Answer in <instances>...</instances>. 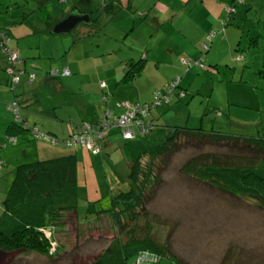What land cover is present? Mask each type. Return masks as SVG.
Masks as SVG:
<instances>
[{
	"label": "crops",
	"instance_id": "1",
	"mask_svg": "<svg viewBox=\"0 0 264 264\" xmlns=\"http://www.w3.org/2000/svg\"><path fill=\"white\" fill-rule=\"evenodd\" d=\"M46 1L40 0V3L43 4ZM71 1L72 6L66 8L67 16L71 13L90 14L91 20H94L95 24L84 30L88 32L87 34L83 31V34L87 36L83 40L89 39L88 44L82 46L80 52L66 61H58V58L68 50L67 41L69 42V40L67 38L45 36V34L67 16L59 15L58 19L54 20L42 19L35 25L31 22L18 23L14 19L6 20L0 17V26L9 31L11 35L10 47L18 52L20 60L16 63V70L21 73V82L14 88L10 87L8 76L10 64L0 52V131L4 134L6 132L5 139L8 135L7 127L13 123H18L28 130L22 134L16 133L15 142L12 143L14 145L18 144L20 137H22L23 142H29L30 139L33 141L37 158L31 163L62 158L72 154L77 155L81 151H87L85 149H73V151H70L71 153H65L61 149L63 146L34 138L36 132L58 140H66L67 136H58L65 132L62 123L72 114L79 113L87 121L80 123H75L74 120L69 121L70 123H67V130L70 131L69 135L72 133V127L84 122L97 121L106 108L115 110L117 114L120 113L121 110L116 108L117 102H129L130 104L153 103L156 93L164 90L168 84L177 78L181 79L177 93L183 92L184 96L178 97L176 95L170 104H164L172 110L174 118L172 123L162 124L160 121L163 112L168 111L166 108L157 110L156 113L152 111L151 121L155 125V130H152L148 136H138L136 139L125 141L119 133L111 135L112 137L110 136L103 144V151L95 157L109 155L112 144L119 143L120 139L129 147L138 150L139 144L136 141L139 137L148 139L147 141L151 140L150 138L162 141L165 135L176 127L216 132L218 135L239 138L240 140H253L264 135V121L262 118L259 119L262 128H254L255 134L247 135L242 131L226 133L216 128L218 119L215 121V119L205 118L206 112H202V110L195 115L189 107L188 96L193 94L190 88L193 81L191 78L195 77V74L189 72H195L197 68L191 67L188 69L187 66L182 64L183 59L192 58L196 60L200 58V52L207 41V35L213 30H221L219 21L224 16V7L232 4L235 0ZM63 3L68 4L69 0ZM139 16L141 18H138ZM238 17L239 13L236 19ZM232 24L242 29L241 38L236 33L228 32L226 28L225 33L219 32L213 40L214 47L212 43V51H215V45L228 43L230 50L226 53V57L229 59V55L232 53L231 45L240 39L239 44H245L246 49L249 50L254 47L260 49L262 47L261 52L262 55L264 54V21L251 25L247 32L243 29L245 26H242L240 19L237 22L231 21L229 26ZM36 26L38 28H35ZM102 26L105 27L104 31L101 29ZM94 37L97 38L96 41L92 39ZM46 38V44L59 43L58 53H54L45 46L42 47ZM75 43L77 44L76 41ZM253 58L254 56L249 53L248 59L245 57L242 62L235 60V55L231 54L230 66L235 63L237 65L242 63L240 67L242 70L238 75L239 81L237 84H233L232 80L239 69L236 71L231 67L230 79L226 82L222 81L223 84H226L228 103L223 104L220 109L215 107L213 112H218V115L222 116L224 115L222 109H227L226 118L228 123L229 120L232 123V118L243 119L248 115L249 110L261 108L264 102L261 96V93H264V58L261 62L254 61L251 63L255 59ZM209 59L212 60L208 61ZM132 62H141L143 69L134 79L124 80L126 73L129 71L127 66ZM208 63L219 64L213 56L207 57ZM54 66H57L56 69L61 72L64 69H69L70 75L47 76L50 68ZM30 74H36L35 81L30 79ZM200 77L205 83L206 76L200 75ZM102 82L106 84L104 89L100 86ZM230 90L240 92L238 98L231 99L232 92L228 95ZM38 91L42 96L36 99L35 94ZM104 94L108 95L107 104L103 102ZM16 98H21L22 101V109L19 113L20 122H16L14 114L11 110H8V104L14 103ZM45 99L50 101V105L47 106L43 103ZM256 119L258 120V118ZM2 138L0 135V144L7 147V141L1 142ZM203 143L201 145L206 144ZM191 144H194V142L189 145ZM48 145L55 148H50ZM145 146H149V143L147 142L145 145L141 143L140 149ZM54 151H59L60 155L53 158L50 154ZM24 161L31 160H26L24 157ZM102 161L104 162V160ZM25 164L30 163H22L15 166V168ZM79 165L78 161V180H80ZM4 167L5 164H3L0 171V178L3 175ZM15 170L12 171L11 175H5L4 180H0V203L4 202L12 184L9 183L6 176L12 177V180H14ZM91 187L96 189L94 185ZM9 255L14 257L16 253L10 254L0 250V264L5 260L9 264H13L10 261L11 259H8Z\"/></svg>",
	"mask_w": 264,
	"mask_h": 264
},
{
	"label": "rangeland",
	"instance_id": "2",
	"mask_svg": "<svg viewBox=\"0 0 264 264\" xmlns=\"http://www.w3.org/2000/svg\"><path fill=\"white\" fill-rule=\"evenodd\" d=\"M67 6H72L71 0L68 4L61 2V0H47L43 4L40 3V0H0V8H3L0 9V17L6 20L14 19L18 23L31 22L35 25L42 19L54 20L58 19L59 15L66 17L68 13L66 12ZM229 7L234 10L232 13L228 12L227 8ZM224 8V16L219 21L220 27L223 26L222 28L227 27L230 21L237 22L240 19L242 26H245L243 29L247 32L251 25L264 21V0H235ZM238 13L239 17L236 19ZM87 28H89L88 25L81 24L69 34H54L52 28L45 34V36L67 38L69 40V42L67 41L68 50L58 58V61L71 59L72 56L81 51L82 46L88 44L89 39L83 40L87 37L83 34V31ZM101 29L104 31L105 27L102 26ZM227 29L228 32L236 33L241 38L242 29L239 27L232 24ZM84 32L88 33L87 31ZM92 39L97 40L96 37ZM46 42L47 38L42 47L45 46L54 53H58L59 43L55 42L54 45H51L46 44ZM239 42L240 39L231 45V54L235 55V60L243 62L245 57L248 59L249 53L255 58L251 63L263 60L262 47L260 49L254 47L248 50L245 44L242 45ZM259 44L261 45V42ZM229 50L228 43L215 45V51H212V48L209 52L201 50L200 58L204 59L205 68L201 69L194 66L197 68L195 72H189L195 74V77L191 78L193 81L190 88L193 94L188 96L189 107L195 115L202 110V112H206L205 118L215 119V121L218 119L216 128L221 132L242 131L247 135L255 134L257 127L262 128L259 119L262 118L264 121V102L261 108L249 110L248 115L243 119L232 118V123H230V120L228 123L226 118L227 109H222L224 112L222 116H219L218 112L213 113L215 107L220 109L223 104L228 103L226 84H223L222 81L226 82L230 79L231 67L236 71L239 69L232 80L233 84L238 83V75L242 70L240 68L242 63H238L239 65L235 63L230 66L231 54L229 55L230 60L226 57ZM259 54L260 56H258ZM210 56H213L219 64H207V57ZM56 68L57 66H54L50 68V71ZM34 70L36 71V69ZM200 75L206 76L205 83H203ZM8 76L9 85L12 87V77ZM47 76L49 75L47 74ZM231 92L232 90L228 95ZM239 95L240 92H232L230 96L231 99H235ZM41 96L40 91L36 92V99ZM261 96L264 99V93H261ZM14 103L8 104V110H10L9 105ZM43 103L47 106L50 105V101L47 99ZM236 103L241 104L242 102ZM163 105L153 107L152 111L156 113L157 110L166 108L168 111L163 112L160 121L162 124L172 123L174 119L172 110ZM209 111L211 112L207 114ZM10 116L12 118L11 113ZM200 117L201 115L199 119ZM71 120H74L75 123L87 121L79 113L72 114L62 123L65 132L58 137L67 136L69 138L70 131L67 130V123ZM191 121L194 122L193 119ZM117 133L118 130H113L112 136ZM0 135L3 137L1 142H5V139L7 140V136L4 139L6 132L4 134L0 131ZM262 136L264 138V135ZM150 139L147 141L148 139L139 137L136 141L139 144L138 150L129 147L120 139L119 143L112 144L110 154L104 157H95L90 151L77 153L80 163V202L78 208L80 226H77L76 223L72 225V221H74V217H72L73 220L70 218L71 222H67L64 230H57V236L53 234L61 246V251L54 260L33 252L16 253L14 257L9 255L8 259L10 258L13 264H92L94 259L102 254L116 238L120 237L126 242L129 234H125L119 228L114 229L112 227L113 220L110 217L97 219L98 215L89 213V207L94 205L93 211L96 212L109 211L112 208L111 195L121 185L120 179L129 172L130 163L142 150L140 144L145 145L148 142L149 147H153V145L161 142L153 138ZM19 140L16 145L8 140L6 142L7 147L1 152L5 169L0 180H4L7 174L11 175L12 171L16 169L15 166L22 163H31L37 158L33 141L30 139L29 142H23L22 137ZM48 146L55 148L51 145ZM61 149L65 153L73 151L72 148L67 146L61 147ZM200 153L221 154L232 158L236 156V158L264 159V155H257L248 152L246 149L233 147L231 150L226 145L215 143L201 145L196 141L194 144L186 145L184 142L180 151L163 163L164 166H161L160 160H156L154 163L153 171L158 174L159 181L155 182V185L149 191L151 198L147 203L146 212L140 218L132 220L128 224L130 225L128 229L134 230L136 237L139 239L151 236L159 245L168 247L167 253L169 256H164L160 264H264V208L261 206L260 201L252 196L237 197L231 195L222 190L220 185L213 183L208 177H199L195 171L191 174L184 172L182 167ZM50 155L54 158L59 156L60 153L54 151ZM24 157L26 160L30 159L31 161H24ZM141 162L142 167L146 168L149 165L150 157L144 156ZM6 177L9 179V183L13 182L12 177ZM92 185L96 189H93ZM1 203L0 220L3 216V202ZM52 253L54 251H51ZM5 263L9 264L6 260L1 262V264ZM129 264H134L133 260Z\"/></svg>",
	"mask_w": 264,
	"mask_h": 264
},
{
	"label": "trees",
	"instance_id": "3",
	"mask_svg": "<svg viewBox=\"0 0 264 264\" xmlns=\"http://www.w3.org/2000/svg\"><path fill=\"white\" fill-rule=\"evenodd\" d=\"M65 1L61 0V2ZM230 23L231 21L228 26ZM222 27L221 25L220 31H213L215 37L219 32L225 33L227 27ZM1 29L7 32L11 38L9 31L0 26ZM215 37L211 42H208V50L204 51H210ZM127 67L129 71L124 80L134 79L143 69L141 62H132ZM19 102L22 108L21 99ZM27 131L20 124L13 123L8 128V138L5 141L16 139V133L22 134ZM34 138H36L35 135ZM109 138L99 142L101 152L103 144ZM195 141L200 144L204 142L207 145L222 144L229 146L231 150L235 147L246 149L257 155H264V138L262 136L253 140H240L218 135L216 132L185 127L174 128L153 147L141 148L139 155L129 166V172L120 179L121 185L111 195L112 208L109 211L96 212L93 211L94 205L89 207V213L98 215L97 219L110 217L113 220L112 227L114 229L119 228L125 234H129L126 242L120 237L116 238L102 254L94 259L92 264H129L132 260L135 263L141 254L157 259V262H145L146 264H160L164 256H169L168 247L159 245L151 236L137 238L135 231L128 229V226L130 227L128 224L146 212L147 203L151 198L149 191L155 182L159 181L158 174L153 171L156 160H160L161 166H164L163 163L179 152L184 142L189 145ZM2 150L0 151V160H2ZM144 156L150 157L149 165L146 168L142 167L141 162ZM182 168L188 174L195 171L201 178L208 177L231 195L256 197L264 208L263 158L257 160L252 157L246 159L235 156L232 158L221 154L200 153ZM79 202L80 188L76 154L19 166L15 170V178L3 202L5 213L0 220V250L12 254L33 252L54 260L61 251L59 242L54 238L57 236V230H64L67 222H71L70 218L72 217H74L72 225L76 223L77 226H80L81 224L78 216ZM46 230L52 231L53 242L57 243L56 251L53 254H51L53 242L46 237Z\"/></svg>",
	"mask_w": 264,
	"mask_h": 264
},
{
	"label": "built area",
	"instance_id": "4",
	"mask_svg": "<svg viewBox=\"0 0 264 264\" xmlns=\"http://www.w3.org/2000/svg\"><path fill=\"white\" fill-rule=\"evenodd\" d=\"M229 13L234 10L227 8ZM225 26V23L223 22ZM2 30V29H1ZM0 30V52L7 59L10 64L8 69L9 75L12 77V87L14 88L21 82V73L16 70V63L20 60L18 52L10 47L11 38L7 32ZM215 37L214 32L210 33L207 37V42L204 44L203 49L208 50V42H211ZM183 65L191 67L196 66L201 69L205 68L204 59L193 60L192 58H184ZM59 74L63 76H69L70 71L64 69L62 72L59 70H51L49 76L56 77ZM30 79L35 81L36 74H30ZM100 86L104 89L106 84L102 82ZM180 86V78L172 81L164 90L156 93L155 101L151 104L135 103L130 104L129 102H117L116 108L120 109V113H116L115 110L106 108L103 115L95 122H84L80 125L73 127V133L66 140H58L51 138L50 136L42 135L36 132L34 135L37 139L47 140L53 144H57L63 147H70L74 150L85 149L90 151L92 154L97 155L101 153V141H104L112 135L113 130H118L125 141L136 139L138 136L148 135L152 130H155V125L151 121V113L153 107L161 106L162 104H170L172 99L176 95L182 97L183 92L177 93ZM176 89V90H175ZM103 102H108V95L104 94ZM9 109L15 116V121L20 122L19 113L21 108L19 99L17 98L16 103L9 106ZM11 142H15L14 138L10 139ZM6 145L0 144V151ZM4 162L0 160V171L3 167ZM45 235L49 240L53 242V233L50 230L45 231ZM51 251H56L57 243L53 242ZM53 254V253H52ZM145 262H157V259H153L150 256L141 254L137 257L134 264H144Z\"/></svg>",
	"mask_w": 264,
	"mask_h": 264
},
{
	"label": "water",
	"instance_id": "5",
	"mask_svg": "<svg viewBox=\"0 0 264 264\" xmlns=\"http://www.w3.org/2000/svg\"><path fill=\"white\" fill-rule=\"evenodd\" d=\"M81 24L92 26L95 24V21L91 20L90 14L71 13L65 19L55 24L52 32L54 34H69L75 31Z\"/></svg>",
	"mask_w": 264,
	"mask_h": 264
},
{
	"label": "clouds",
	"instance_id": "6",
	"mask_svg": "<svg viewBox=\"0 0 264 264\" xmlns=\"http://www.w3.org/2000/svg\"><path fill=\"white\" fill-rule=\"evenodd\" d=\"M210 33H213V32L211 31ZM203 50H204V49H203ZM199 59H200V58H199ZM199 59H198V60H199ZM193 60H194V59H193ZM196 61H197V60H196ZM184 66H185V65H184ZM191 67H194V66H191ZM191 67H188V66H187L188 69L191 68ZM48 74H49V73H48ZM180 80H181V79H180ZM179 87H180V86H179Z\"/></svg>",
	"mask_w": 264,
	"mask_h": 264
}]
</instances>
